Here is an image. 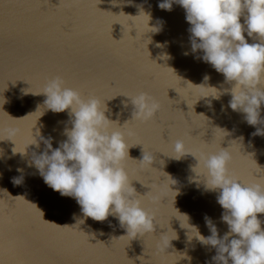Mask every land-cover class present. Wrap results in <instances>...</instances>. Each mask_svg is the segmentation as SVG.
Segmentation results:
<instances>
[{"label": "water", "instance_id": "95a60500", "mask_svg": "<svg viewBox=\"0 0 264 264\" xmlns=\"http://www.w3.org/2000/svg\"><path fill=\"white\" fill-rule=\"evenodd\" d=\"M158 2L0 0V139H12L13 151L23 152L35 124L37 128L43 125L44 136L54 137L53 148L65 139L67 111L45 110L43 114L46 97L38 94L50 79L61 77L66 87L79 91L83 98L95 97L102 107L105 102L110 119L120 125L127 121L120 130L133 147L123 167L142 207L157 224L153 233L132 240L119 237L125 232L117 220L111 216L104 222L84 218L73 198L62 197L44 184L34 168L26 167L33 146L22 157L12 154L11 141H0V264H189L181 252L192 258L191 264H205L214 250L194 238L187 240V229L181 228L187 221L179 213L187 214L189 223L204 236L210 234L205 215L221 235L227 225L220 220L223 210L216 202L218 192L189 182L194 172L198 177L204 173L202 166L194 167L196 159L190 154L180 161L168 157L173 155L174 142L183 140L197 157L228 147L231 175L246 183L264 177V137H250L254 128L244 122L241 113L228 108L231 96L225 90L232 85L211 65L193 58L184 10L173 5L171 11H164ZM141 9L151 13L149 26L163 21L161 32H145L143 14L131 17ZM185 51L189 54L184 55ZM207 86L224 94L218 100L199 99L216 93ZM141 91L160 104L147 122L131 119L132 105L121 104L127 100L124 96ZM38 105L41 108L34 112ZM9 129H16V134L8 136ZM223 129L230 135L225 136ZM240 136L242 144L232 141ZM142 149L153 157L152 166L139 161ZM18 167L24 169L25 181L13 186L10 178L19 175ZM259 218L264 221V214ZM164 232L167 240L174 239L167 248L160 243ZM109 244L112 247L106 248Z\"/></svg>", "mask_w": 264, "mask_h": 264}, {"label": "clouds", "instance_id": "9594fccd", "mask_svg": "<svg viewBox=\"0 0 264 264\" xmlns=\"http://www.w3.org/2000/svg\"><path fill=\"white\" fill-rule=\"evenodd\" d=\"M173 5L184 10L193 58L211 65L223 75L226 83L232 85L225 90L231 96L228 108L241 113L244 122L254 128L250 137H264V116L261 115L264 105V0H159L157 7L171 11ZM141 14L146 17L145 32L158 34L163 30V21L159 19L156 25L149 26L150 12L145 13L141 9L138 15L131 17ZM246 37L253 42L249 43ZM183 54L188 55L189 52ZM208 79L205 75L204 81ZM41 93L46 97L43 114L45 110L53 113L67 111L69 119L62 132L65 139L57 141L53 148L54 137L44 136L41 132L43 125L37 128L35 124L23 152L13 151L15 144L12 139L0 141H11L14 144L12 154L19 153L22 157L27 155L28 147L33 146L26 167L34 168L44 184L62 197L73 198L84 218L104 222L111 216L125 232L119 237L128 236L131 240L153 233L157 226L155 218L142 207L140 195L123 167V162L129 158V148L133 147L129 146L120 130L127 121L120 125L118 120L110 119L111 111L105 102L102 107L95 97L83 98L79 91L66 87L59 76L50 79L38 94ZM222 94L216 89L215 94L199 99L212 97L218 100ZM124 97L127 100H122L121 104L124 107L129 103L132 105L131 119L147 122L160 110V104L146 92ZM206 103L211 107V100ZM40 108L38 105L34 112ZM116 115L118 117L119 113ZM16 132V129H9L7 135L13 136ZM224 132L225 136L230 135L227 130ZM243 139L240 136L232 141L242 144ZM251 143L250 139L249 145ZM172 152L173 155L168 156L170 159L180 161L190 154L197 161L194 167L202 166L204 169L203 175L198 177L192 167L196 178H189L190 183L198 187L203 185L205 191L218 192L216 202L223 210L220 220L227 225L223 235L207 215L204 221L210 234L202 235L196 225L189 223L190 217L176 209L186 218L187 226H181V223L180 226L187 229V240L191 242L194 238L202 247L214 250V255L205 264H264V228L261 227L264 221L259 218V214H264V177L255 183H246L231 175L229 163L232 154L228 147L197 157L188 151L183 140L177 139ZM153 160L142 149L139 161L152 166ZM16 172L19 175L10 178L13 186L25 181L24 169L18 167ZM174 191L179 194V189ZM109 227H112L111 222ZM165 233L160 234L163 248L174 240H167ZM181 253H184L183 259L191 264L192 258L186 252Z\"/></svg>", "mask_w": 264, "mask_h": 264}, {"label": "snow or ice", "instance_id": "6c2138e0", "mask_svg": "<svg viewBox=\"0 0 264 264\" xmlns=\"http://www.w3.org/2000/svg\"><path fill=\"white\" fill-rule=\"evenodd\" d=\"M114 23H119V22H114ZM121 24V23H120ZM112 26V25H111ZM122 39V38H121ZM120 39V40H121ZM120 40H118V41H120ZM117 41V40H116ZM109 87H111V85H109ZM169 88H173V87H168L167 88V90L169 89ZM88 243H89V241H88ZM89 244H92V243H89ZM92 245H95V244H92ZM106 248H111L112 247V245L111 244H109L108 246H105Z\"/></svg>", "mask_w": 264, "mask_h": 264}]
</instances>
